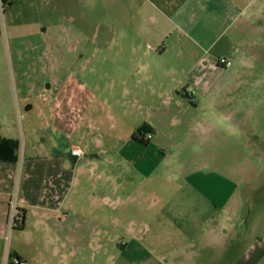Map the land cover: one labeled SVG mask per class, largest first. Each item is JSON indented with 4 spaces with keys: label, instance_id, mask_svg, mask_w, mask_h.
<instances>
[{
    "label": "crops",
    "instance_id": "obj_1",
    "mask_svg": "<svg viewBox=\"0 0 264 264\" xmlns=\"http://www.w3.org/2000/svg\"><path fill=\"white\" fill-rule=\"evenodd\" d=\"M58 1L66 19L68 0ZM72 4L74 41L66 28L52 34L39 46V62L25 65L17 31L1 28L0 138L20 147L17 162H0V245L16 194L21 238L62 244L76 256L84 243H107L113 252L117 216L130 204L157 212L155 222L178 211V195L196 196L189 187L172 191L174 174L157 171L168 162L159 155L126 150L162 149L171 139L165 123L174 125L183 109L198 113L195 127L204 132L243 130L248 123L227 105L239 68L250 66L264 36V0H91L86 11L84 0ZM9 40L13 78L4 57ZM143 128L144 144L134 138ZM75 147L85 156L74 157ZM224 213L237 215L238 200L208 216L219 237L229 228ZM13 254L29 264L19 248Z\"/></svg>",
    "mask_w": 264,
    "mask_h": 264
},
{
    "label": "rangeland",
    "instance_id": "obj_2",
    "mask_svg": "<svg viewBox=\"0 0 264 264\" xmlns=\"http://www.w3.org/2000/svg\"><path fill=\"white\" fill-rule=\"evenodd\" d=\"M90 2L84 0L85 11ZM72 3L74 0H68L69 14L64 19L58 0H17L6 11L0 1V26L2 31H17L16 42L25 65L39 62V46L61 29H67L69 45L74 41ZM258 37L259 48L250 66L239 68V88L233 92L231 105H227L228 109H238L248 123L243 130L204 132L195 127L198 113H186L183 109L175 117L174 125L165 123L171 139L162 149L144 150V146H138L134 151L126 150V154L131 151L132 155L146 151L149 158L159 155L168 162L160 164L157 171L174 174L172 191L189 187L196 196L178 195V211H165L155 222L150 220L157 212L140 211L134 203L130 204L126 212L117 216L120 222L113 252L112 245L107 243H84L82 251L72 256L62 244H29L21 238L20 231L9 228L0 245V264H10L16 248L29 264H264V36ZM1 53L0 40V59ZM4 57L13 78L16 59L11 54L10 40L4 43ZM209 106V102H204L203 107ZM19 141L22 144L23 138ZM151 168L149 165L147 171ZM162 182L167 187L168 183ZM237 200L239 213L222 215L224 219L229 216V228L219 237L212 229L216 222L207 224L206 220L208 216H218Z\"/></svg>",
    "mask_w": 264,
    "mask_h": 264
},
{
    "label": "trees",
    "instance_id": "obj_3",
    "mask_svg": "<svg viewBox=\"0 0 264 264\" xmlns=\"http://www.w3.org/2000/svg\"><path fill=\"white\" fill-rule=\"evenodd\" d=\"M2 4V8L6 11V9L13 7L17 0H0ZM0 33H1V27H0ZM146 132V129L143 128L139 131V135L134 136L135 140L138 142L144 144L143 141V134ZM19 142L17 141H7L0 138V162H17V157L15 156V153L19 150ZM24 228V220L23 216L20 214V211H18L17 220L14 226V230L22 231ZM10 264H14L13 260L16 259L19 264H21L23 261L19 257L11 256L10 257Z\"/></svg>",
    "mask_w": 264,
    "mask_h": 264
},
{
    "label": "built area",
    "instance_id": "obj_4",
    "mask_svg": "<svg viewBox=\"0 0 264 264\" xmlns=\"http://www.w3.org/2000/svg\"><path fill=\"white\" fill-rule=\"evenodd\" d=\"M219 65L223 67H231L232 63L230 61H227L226 59H221L219 61ZM149 138H151V135H149ZM71 154L74 157H83L85 156V152L81 148H72L71 149ZM18 200H17V195L14 194L12 197L10 203H9V213H8V224L9 228L12 230L15 226L17 216H18ZM10 263V262H9ZM14 264H19V262L14 259L13 260ZM21 264H26L24 261Z\"/></svg>",
    "mask_w": 264,
    "mask_h": 264
}]
</instances>
